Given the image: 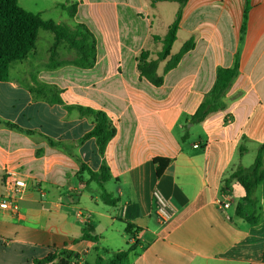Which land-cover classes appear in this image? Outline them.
I'll list each match as a JSON object with an SVG mask.
<instances>
[{
	"label": "crops",
	"instance_id": "1",
	"mask_svg": "<svg viewBox=\"0 0 264 264\" xmlns=\"http://www.w3.org/2000/svg\"><path fill=\"white\" fill-rule=\"evenodd\" d=\"M18 1L44 20L87 26L97 59L76 66L77 51L61 42V65L50 68L55 37L40 29L35 48L0 82V264H33L63 250L72 254L71 264H90L91 254L96 264L131 246L124 264H264V180L257 188V224L235 214L240 203L246 214L253 211L245 189L237 181L222 188L236 168L253 164L264 144V0H248L245 33L247 0H185L181 46L174 52L175 43L172 55L188 42L193 47L161 86L140 76L136 57L144 49L154 57L161 50L154 37H164L179 1ZM237 56L239 74L225 93V108L190 123L218 69L233 67ZM168 61H161L160 72ZM42 85L57 89L61 103L50 101L53 91L32 92ZM77 107L104 112L116 129L103 154L95 137L83 141L94 119ZM242 144L247 151L240 155ZM156 158L170 160L160 176ZM82 163L97 173L103 165L109 169L104 186L116 205L101 200ZM9 171L27 184L17 213L1 208L12 195ZM156 187L171 197L166 222L155 213ZM87 224L97 241L82 239Z\"/></svg>",
	"mask_w": 264,
	"mask_h": 264
},
{
	"label": "trees",
	"instance_id": "2",
	"mask_svg": "<svg viewBox=\"0 0 264 264\" xmlns=\"http://www.w3.org/2000/svg\"><path fill=\"white\" fill-rule=\"evenodd\" d=\"M157 2L159 0H152ZM180 2L176 18L168 28L163 38L158 39L154 37L155 41L161 43V50L155 55L151 51L142 50L137 58V68L140 76L147 79L155 86H161L164 83V76L171 69L175 68L182 56L193 47L189 42L176 54L172 55V49L178 39V32L180 29V22L182 18V5L185 0H177ZM64 6V5H61ZM243 17L242 33H245L249 3L247 5ZM40 29L50 31L54 34L55 42L50 50V68H57L61 63L56 62L58 46L61 42L68 44L70 49H75L78 53V59L73 62L79 67H90L97 59V41L92 32L83 24H78L74 29L66 24H57L51 20H44L40 14L30 12L24 9L18 0H0V82L9 80L10 67L14 62L24 60L29 52H31L37 41L38 32ZM167 65L164 70L160 72L161 61L167 60ZM239 74V57H236L235 64L231 68H219L215 84L212 89L205 95L203 102L200 104L196 113L192 115L189 122L198 124L204 121L209 114L220 111L225 108L224 96L227 90L231 87ZM57 89L46 85L39 86L38 89H32L33 93L38 95H46V92L53 91V103H61ZM77 109L85 116L94 119L93 129L84 136L83 141L95 137L97 140L98 150L101 154L104 153L108 142L115 136L116 129L112 126L108 116L102 112L91 108L77 107ZM6 126L18 128L15 124L5 123ZM188 133L183 135L185 140ZM247 151V147L242 144L240 147V155ZM264 144H262L257 152L253 164L249 168L239 166L230 176L225 180L224 190L229 189L232 181H237L243 189H245L246 196L245 203H249L253 207L251 214H246L244 203L237 205L236 213L239 217L245 219L250 224H257L261 219V207L257 197V188L264 180V164L263 163ZM157 176H160L164 169L168 166L170 160L168 159H154L153 160ZM81 173L87 172L94 180L97 181L101 189V200L110 206L116 205L118 199L114 198L111 193L106 190L104 184L111 179L109 169L102 166L100 172H94L86 164L81 165ZM133 229L132 225L128 223V232ZM93 227L85 225L83 229L82 239L97 241L99 237L92 236ZM135 246H131L126 250L112 253L107 259L99 257L96 264H124ZM72 254L63 250L61 252L50 253L42 259H34L33 264H71ZM264 260V254H263Z\"/></svg>",
	"mask_w": 264,
	"mask_h": 264
},
{
	"label": "built area",
	"instance_id": "3",
	"mask_svg": "<svg viewBox=\"0 0 264 264\" xmlns=\"http://www.w3.org/2000/svg\"><path fill=\"white\" fill-rule=\"evenodd\" d=\"M195 147H198L196 145ZM7 184L12 189V195L7 199H4L1 202V208L9 209L14 213H17L19 208V197L22 194L23 190L26 188V182L21 179L19 172L9 171L6 175ZM153 199L156 205V216L161 222L168 221L172 216V206H171V197L165 196L159 188L153 190ZM224 207H229L230 203H222Z\"/></svg>",
	"mask_w": 264,
	"mask_h": 264
},
{
	"label": "rangeland",
	"instance_id": "4",
	"mask_svg": "<svg viewBox=\"0 0 264 264\" xmlns=\"http://www.w3.org/2000/svg\"><path fill=\"white\" fill-rule=\"evenodd\" d=\"M180 46H181V42L180 43H176L175 44V47H174V52H176L179 48H180ZM93 254H91V256H90V258H89V262H90V264H92L94 261V257L92 256Z\"/></svg>",
	"mask_w": 264,
	"mask_h": 264
},
{
	"label": "water",
	"instance_id": "5",
	"mask_svg": "<svg viewBox=\"0 0 264 264\" xmlns=\"http://www.w3.org/2000/svg\"><path fill=\"white\" fill-rule=\"evenodd\" d=\"M192 124H190V126H191Z\"/></svg>",
	"mask_w": 264,
	"mask_h": 264
}]
</instances>
